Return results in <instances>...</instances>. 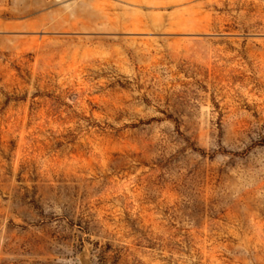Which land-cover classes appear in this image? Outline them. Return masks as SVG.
Returning a JSON list of instances; mask_svg holds the SVG:
<instances>
[{
    "label": "rangeland",
    "instance_id": "1",
    "mask_svg": "<svg viewBox=\"0 0 264 264\" xmlns=\"http://www.w3.org/2000/svg\"><path fill=\"white\" fill-rule=\"evenodd\" d=\"M0 264H264V0H0Z\"/></svg>",
    "mask_w": 264,
    "mask_h": 264
}]
</instances>
